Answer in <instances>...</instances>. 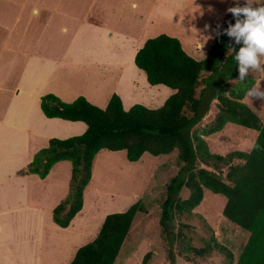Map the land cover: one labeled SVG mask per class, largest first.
<instances>
[{
  "label": "rangeland",
  "instance_id": "374dc122",
  "mask_svg": "<svg viewBox=\"0 0 264 264\" xmlns=\"http://www.w3.org/2000/svg\"><path fill=\"white\" fill-rule=\"evenodd\" d=\"M20 1L17 0L18 3ZM113 1L118 4L122 1L118 12L108 13L110 10L104 8L103 13L98 11L97 14H99L95 18H99L100 23H103L111 31L125 35L126 40L129 39V41L123 44L126 40L116 34L111 37H100L89 33V36L94 39L88 43V40L83 42V44L86 43L83 47L85 49L102 47L111 49L112 52L119 50L118 63H107L104 59L98 64H91L86 61L85 56H82V58L76 59L75 70H119L120 65H125L126 70L130 73L129 79L135 78V70L140 69L128 62L131 52L135 53L145 39L160 33L177 38L186 54L200 60L205 57L214 36L229 16L231 4L238 8H253L261 0ZM18 3L15 8L0 9V114L7 104L9 91L13 88L17 74L24 63L21 52L28 49L32 51V48L35 47L33 41L36 37L41 38L36 43L43 52L51 51L50 55L55 57L62 51L60 50L62 47L61 35L57 28H47L40 33L39 28L31 27L28 31L23 30L26 18L30 17L32 21H36L40 17L33 16L29 13L28 6H24L21 8V16L15 19L14 15L18 13L19 8ZM38 13L43 17L44 14H41L40 10ZM139 15L140 17H138ZM13 20L15 21L12 25ZM47 31L54 32L55 35L58 34L60 38L54 39L51 46L47 40ZM11 49L15 51L13 52ZM256 56L259 68H254L252 65L245 66V75L251 76L254 79V84L244 95L242 101L262 121L264 119V96L260 93H264V53L257 51ZM66 60H63L62 63ZM67 66L62 64L59 68L65 70ZM107 74H93L92 72L84 74L85 79L94 81L92 84L99 86L103 84L100 91L94 95L97 98H90V103L99 108L106 105L108 97L112 93L110 87L114 85L116 72ZM207 74V72L200 73V81L195 89L196 94L204 86L202 80ZM141 76H144L142 71ZM56 78L49 80L45 86L52 88V85L56 83ZM72 78H74L73 75L70 77L69 87H73L72 90L77 91L80 87ZM219 78L216 75L209 79V87H212ZM66 80L68 79L65 73L59 82ZM235 80L236 78H233L229 83L231 84ZM81 81L82 77L80 76L77 84H81ZM159 88L170 90L165 86ZM117 89L122 95L124 109L136 103L147 108H156L162 103L160 100L154 103L148 101L151 99L153 91L133 89L126 82L120 83ZM82 90L87 94L91 89L87 90L86 87ZM129 91H132L131 95ZM209 92L206 89L203 93L202 116L193 126V130L197 132L211 124L217 111L215 99L207 100L208 95H211ZM129 96L138 101L129 104ZM45 130L48 133L54 132L48 127ZM255 135L256 130L254 129L226 123L219 131L201 135V137L205 141L208 152L225 155L234 150H248ZM61 162L69 163L66 160ZM235 162L237 159L231 160V163ZM91 166L89 184L82 194V206L72 217L68 229L56 226L50 215V218L46 217L43 220L45 225L42 229H39L38 220H36L35 228L32 224H28L30 229H27V235L21 228L16 229L14 234H8L7 231L1 233L0 264H67L74 251L96 235L106 214L124 211L135 201H138L141 209L135 212L113 264H143L142 257L146 252L149 253V256L145 264L235 263L248 232L221 214L225 201L222 195L212 193L204 188L200 202L189 213L175 211L172 220L166 224L165 230L159 225L160 204L165 196V185L181 166V163L176 159L175 150L157 156L144 152L136 161H128L125 158L124 150L100 149ZM195 166L211 168L200 161H197ZM25 171H27V166ZM216 173L224 177V165H221V170ZM66 176L68 179L69 169ZM66 191L67 185L65 186ZM187 193L188 190L182 187L178 196L183 199ZM59 195L61 194L53 199H57ZM214 243L227 250L231 257H227L223 251L214 247ZM195 250L197 251L195 252ZM198 251L199 253H197Z\"/></svg>",
  "mask_w": 264,
  "mask_h": 264
},
{
  "label": "trees",
  "instance_id": "16d2710c",
  "mask_svg": "<svg viewBox=\"0 0 264 264\" xmlns=\"http://www.w3.org/2000/svg\"><path fill=\"white\" fill-rule=\"evenodd\" d=\"M261 7L264 0L251 9ZM232 8L238 7L231 4ZM245 19V13L230 11L200 60L186 54L175 37L160 33L145 39L133 55L134 65L144 72L148 84H162L173 90L156 108L136 103L123 109L115 93L103 108L82 96L70 102L61 101L52 93L39 97V108L45 117L85 124L79 135L49 138L47 146L37 150L27 165L28 172L43 178L55 162L69 161L68 192L51 210L56 225L66 227L80 210L82 191L90 179L98 150H124L128 161H136L144 152L157 156L175 150L181 166L165 185L158 219L161 228L165 230L173 212L189 213L197 206L205 188L225 198L221 214L248 232L234 264H264V119L261 121L242 101L254 79L249 75L240 78L237 57L245 41L243 36L238 39L230 34L237 21L243 23ZM201 72L208 74L196 94ZM216 75L220 78L209 87V79ZM233 78L236 80L230 84ZM206 89L211 94L207 100L215 99L217 111L211 124L197 132L193 126L202 116ZM226 123L256 130L248 150H234L225 155L208 152L201 135L219 131ZM232 159L237 162L231 163ZM197 161L211 168L195 166ZM221 165L225 167L224 177L216 173ZM182 187L188 193L180 199ZM140 209L135 201L124 211L106 214L96 235L79 246L67 264H113L134 214ZM214 247L231 257L223 247L216 243ZM148 256V252L143 255V264Z\"/></svg>",
  "mask_w": 264,
  "mask_h": 264
},
{
  "label": "crops",
  "instance_id": "0c3cea01",
  "mask_svg": "<svg viewBox=\"0 0 264 264\" xmlns=\"http://www.w3.org/2000/svg\"><path fill=\"white\" fill-rule=\"evenodd\" d=\"M17 3V0H0V9L15 8ZM18 4L19 8L18 13L14 15L15 19L21 16V8L24 6H28V11L33 16L40 17L36 21H32L30 17L26 18L23 30L28 31L31 27L39 28L40 33L47 28H57L62 43L61 54H57L55 57L50 55L51 51L43 52L39 48L36 41L40 37H36L33 41L35 47L32 48V51L28 49L21 52L24 63L17 74L13 88L9 91L7 104L0 114V234L6 231L8 234H14L16 229L21 228L27 235V229H30L28 224H32L35 228L36 220H38L39 229H42L45 225L43 220L46 217L50 218L52 208L66 196L69 186V176L68 179L66 176L68 169L70 175V164L61 162L64 160L52 164L43 178H39L35 173L25 171L27 164L37 150L47 146L50 137L63 139L82 133L85 129V124L81 121L45 117L39 108L41 95L52 93L64 102L80 95L90 103L91 99L97 98L94 95L100 91L103 84L99 86L92 84L94 82L92 79L90 81L85 79L84 74L87 75L89 72L102 75L116 72L114 85L110 88L112 93L119 96L122 105V95L117 87L123 82L130 84L133 89L153 91L151 99L148 100L152 103L159 100L163 102L173 90L159 88L164 86L162 84H148L145 75L141 76V69L135 70L136 77L129 79L130 73L126 70L125 65H120L119 70H75L76 59L82 58V56H85L86 61L91 64H98L104 59L107 63H118L119 50L112 52L111 49L102 47L85 49L83 45L86 43L83 44V42L93 41L94 38L89 36V33L100 37H111L116 34L126 40L125 35L111 31L103 23H100L99 18H95L99 14L97 12H102L104 8L110 10L108 13L118 12L122 1L118 4L113 0H21ZM39 10L41 14H44L43 17L39 16ZM14 21H12V25ZM47 32V40L51 46L53 40L58 39L59 36L54 32ZM128 41L129 39L123 44ZM11 51L15 50L11 49ZM133 52H131L128 62L134 65L131 61ZM63 60L66 62L62 63ZM62 64L68 65L67 69H60ZM63 73L67 74L68 80L59 82ZM72 75L74 77L72 80L80 87L77 91L72 90L73 87H69ZM80 76L82 77L81 84H77ZM54 78H56V83L52 85V88L46 87L45 84ZM86 87L87 90L91 89L87 94L82 90ZM151 87L153 88L151 89ZM127 89L129 90L128 87ZM70 92L71 94H69ZM129 92L131 95L132 91ZM129 98V104L138 101L132 96ZM47 127L54 132H46ZM88 184L89 181L82 194L86 191ZM66 185L67 191L65 192ZM58 194L61 195L57 199H53ZM69 223L66 227L61 228L68 229ZM52 227L54 226L52 225Z\"/></svg>",
  "mask_w": 264,
  "mask_h": 264
},
{
  "label": "clouds",
  "instance_id": "9594fccd",
  "mask_svg": "<svg viewBox=\"0 0 264 264\" xmlns=\"http://www.w3.org/2000/svg\"><path fill=\"white\" fill-rule=\"evenodd\" d=\"M230 11L239 14H246V19L243 23L239 20L230 30V34L244 37L245 47L240 49L237 59L240 62V78L245 75V66L252 65L254 68H259L257 60V51L264 53V7L259 9H251L250 7L232 8ZM264 96V93H260Z\"/></svg>",
  "mask_w": 264,
  "mask_h": 264
}]
</instances>
